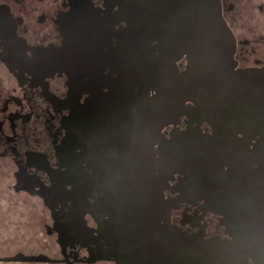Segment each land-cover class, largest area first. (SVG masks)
I'll return each instance as SVG.
<instances>
[{
	"label": "flooded vegetation",
	"instance_id": "flooded-vegetation-1",
	"mask_svg": "<svg viewBox=\"0 0 264 264\" xmlns=\"http://www.w3.org/2000/svg\"><path fill=\"white\" fill-rule=\"evenodd\" d=\"M158 2L0 0V210H27L32 227L5 257L21 261L0 263L264 264L260 103L235 115L186 101L171 124L144 122L168 73ZM219 4L236 71L264 82V0ZM173 68L181 78L187 55ZM190 148L208 170L173 162Z\"/></svg>",
	"mask_w": 264,
	"mask_h": 264
},
{
	"label": "water",
	"instance_id": "water-1",
	"mask_svg": "<svg viewBox=\"0 0 264 264\" xmlns=\"http://www.w3.org/2000/svg\"><path fill=\"white\" fill-rule=\"evenodd\" d=\"M152 17L161 53L159 62L168 73L165 90L161 92L160 86L157 89L155 108L145 113L146 124H171L173 114L186 101L207 110L230 108L235 115L250 112L260 103L264 114V82L255 80L248 71H236V39L222 17L219 0H159ZM183 55H187V71L181 78H174L171 69ZM211 161L206 151L190 148L176 154L173 162L192 174L196 166L208 170ZM168 254L190 259L196 253L169 248ZM12 261L21 260L0 259Z\"/></svg>",
	"mask_w": 264,
	"mask_h": 264
},
{
	"label": "rangeland",
	"instance_id": "rangeland-1",
	"mask_svg": "<svg viewBox=\"0 0 264 264\" xmlns=\"http://www.w3.org/2000/svg\"><path fill=\"white\" fill-rule=\"evenodd\" d=\"M255 26L258 29L254 32V41L261 43L264 48V31L260 29L264 27V20L260 22V26L256 24ZM0 201V204H3V200ZM17 212L16 215H13L14 212L0 210V257L2 258L12 256L19 246L21 247L26 243L25 239L32 234V227L29 225V219H31V216L28 211L22 210ZM7 218L10 219V221H7ZM17 236H20L21 238L18 239L16 238ZM31 244L36 245L37 242H32Z\"/></svg>",
	"mask_w": 264,
	"mask_h": 264
}]
</instances>
